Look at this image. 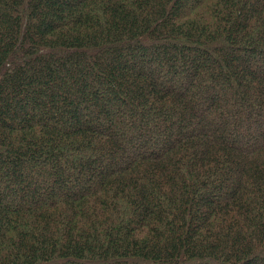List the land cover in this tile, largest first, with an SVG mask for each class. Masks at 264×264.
<instances>
[{"label": "trees", "instance_id": "16d2710c", "mask_svg": "<svg viewBox=\"0 0 264 264\" xmlns=\"http://www.w3.org/2000/svg\"><path fill=\"white\" fill-rule=\"evenodd\" d=\"M0 264H264V0H0Z\"/></svg>", "mask_w": 264, "mask_h": 264}, {"label": "rangeland", "instance_id": "374dc122", "mask_svg": "<svg viewBox=\"0 0 264 264\" xmlns=\"http://www.w3.org/2000/svg\"><path fill=\"white\" fill-rule=\"evenodd\" d=\"M76 190H77V186L74 187V191H76ZM40 193H41V194H45L44 191H41Z\"/></svg>", "mask_w": 264, "mask_h": 264}]
</instances>
